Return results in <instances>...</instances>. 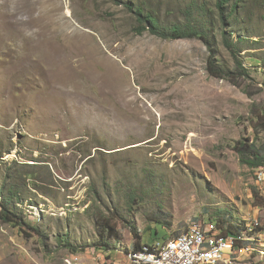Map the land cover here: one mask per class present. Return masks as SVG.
Returning a JSON list of instances; mask_svg holds the SVG:
<instances>
[{
	"label": "rangeland",
	"instance_id": "obj_1",
	"mask_svg": "<svg viewBox=\"0 0 264 264\" xmlns=\"http://www.w3.org/2000/svg\"><path fill=\"white\" fill-rule=\"evenodd\" d=\"M218 1L0 0V185L25 223L0 222V264H131L130 225L143 247L201 221L246 236L234 263L264 264V169L236 148L264 155V0ZM201 7L234 81L210 75L202 39L146 21L198 31ZM127 84L141 110L112 91ZM98 217L122 233L111 251L94 246Z\"/></svg>",
	"mask_w": 264,
	"mask_h": 264
},
{
	"label": "trees",
	"instance_id": "obj_2",
	"mask_svg": "<svg viewBox=\"0 0 264 264\" xmlns=\"http://www.w3.org/2000/svg\"><path fill=\"white\" fill-rule=\"evenodd\" d=\"M227 3L225 5V3L222 0H220L218 1L217 6L218 8L223 9L225 8V6H227ZM240 6L245 7V5H242V3H238V2L232 4L230 7H228L230 8V11L227 14H222L220 18H224V20L228 21L230 24H234V22H232V19L237 16ZM191 11L189 12V15H191ZM199 14L201 16L202 21L205 22V24L203 25L202 29L198 31H196V28H194V25H193L195 23L194 19L192 20L190 19L188 23V27H189L188 32L184 28H181L180 26H176V25L171 27L169 31H162L157 23V20L150 14L147 15L146 21L155 27L152 29L153 34L160 36L164 39L176 40V39H182L185 37H195V36L202 39L203 42L206 44V46L211 51V55L209 57V67H208V71L210 75L215 78H219V79L228 78L229 80H233V77H232L233 72H230L229 70L223 67H221V69L218 68L217 61H216V55L213 52L214 48L212 47V43H211V35L213 34V31L211 28H207V27L211 25V23H213L214 13L205 7H201L199 9ZM192 21H193V24L191 23ZM224 35L225 33H223V36ZM225 44L227 45L229 49H233L230 47L229 43H227L226 39H225ZM231 51L235 55L234 60L236 63V70L241 71V74L246 75L248 71L245 69L244 64L238 59V54L236 56V52H234L233 50ZM262 130H264V127ZM236 148L242 158L243 164L247 165L248 167L252 169H264V155L262 154V150L257 148L255 145H245L242 143H241V147H236ZM9 171H11L9 175V179L17 181L19 171L18 169H16V165L11 167ZM4 182H5V179L3 183L0 185V197H1L0 222L3 224L4 223L16 224V223H19L20 221L23 222V219H21L17 215L15 210L13 209V206L18 202L17 201V197L19 196L18 190H16L15 188L14 189L11 188L10 190H8ZM96 223L99 229L100 239L94 244L95 248L99 250L111 251L113 244L121 242L122 233L117 228L118 225L114 224L112 219L107 218V217L96 218ZM23 224L25 223L23 222ZM228 228L229 229H224L225 232L228 234L234 235L235 233L231 229V227H228ZM129 229L136 240L134 251L138 252L142 248V245H140L138 229L135 225H130ZM148 244H151V243H148Z\"/></svg>",
	"mask_w": 264,
	"mask_h": 264
},
{
	"label": "bare ground",
	"instance_id": "obj_3",
	"mask_svg": "<svg viewBox=\"0 0 264 264\" xmlns=\"http://www.w3.org/2000/svg\"><path fill=\"white\" fill-rule=\"evenodd\" d=\"M69 28H71V26H69ZM109 85L111 87V84L109 83L107 85L108 88ZM112 91H116V93L121 95V97H124L125 100L126 98H128L129 101L126 102L128 106L132 104L135 105L134 102H140L138 100L137 94L134 92L133 89L129 87V84L124 85L121 88L114 87ZM133 109L141 110V108L137 109L136 105L134 106ZM138 112H142V111H138ZM255 227H256V232H258L260 229L259 220L257 221ZM194 228H198V225L191 227L188 231L180 234L179 236L170 237L168 239L161 240L156 248H153L152 246H143V253L141 254V259H130L131 264H149V263L164 262L173 255V253L176 251V247H178L182 242L187 240H196V233L194 231ZM224 236L227 237L229 242H231L232 244H237L235 253L239 252L240 249H242L241 244L243 243V239L246 236H241V235L239 236L235 234L234 235L222 234L221 232H217L215 228H213L210 231V236H205V239H203V247H218L224 244ZM258 252H260V254L264 257V251L258 250ZM137 254H138L137 251L130 253L129 258H131V256H136ZM219 258H220V251L211 250L207 253V260L194 261L191 264H237L234 263L233 260L215 261L218 260Z\"/></svg>",
	"mask_w": 264,
	"mask_h": 264
},
{
	"label": "built area",
	"instance_id": "obj_4",
	"mask_svg": "<svg viewBox=\"0 0 264 264\" xmlns=\"http://www.w3.org/2000/svg\"><path fill=\"white\" fill-rule=\"evenodd\" d=\"M254 221H257L254 220ZM219 224H212V222H202L198 223V228H194L196 233V240H187L182 242L173 255L161 263H149V264H191L194 261H204L207 260V253L211 250H219L220 258L215 261L231 260L235 254L236 245L229 242L227 237L224 236V244L218 247H203V239L205 236H210V231L213 228H219ZM220 236V235H219ZM159 241H154L152 244H143V246H152L156 248ZM143 253V247L138 251L136 256H131L129 259H141V254ZM260 264V263H257Z\"/></svg>",
	"mask_w": 264,
	"mask_h": 264
},
{
	"label": "clouds",
	"instance_id": "obj_5",
	"mask_svg": "<svg viewBox=\"0 0 264 264\" xmlns=\"http://www.w3.org/2000/svg\"><path fill=\"white\" fill-rule=\"evenodd\" d=\"M11 155V154H10Z\"/></svg>",
	"mask_w": 264,
	"mask_h": 264
}]
</instances>
